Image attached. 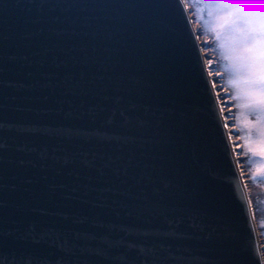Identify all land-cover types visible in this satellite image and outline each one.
I'll return each instance as SVG.
<instances>
[{
    "label": "water",
    "instance_id": "95a60500",
    "mask_svg": "<svg viewBox=\"0 0 264 264\" xmlns=\"http://www.w3.org/2000/svg\"><path fill=\"white\" fill-rule=\"evenodd\" d=\"M186 0H0V264H264Z\"/></svg>",
    "mask_w": 264,
    "mask_h": 264
},
{
    "label": "rangeland",
    "instance_id": "374dc122",
    "mask_svg": "<svg viewBox=\"0 0 264 264\" xmlns=\"http://www.w3.org/2000/svg\"><path fill=\"white\" fill-rule=\"evenodd\" d=\"M186 2L239 157L264 257V0ZM249 162L253 187L245 175Z\"/></svg>",
    "mask_w": 264,
    "mask_h": 264
},
{
    "label": "bare ground",
    "instance_id": "6f19581e",
    "mask_svg": "<svg viewBox=\"0 0 264 264\" xmlns=\"http://www.w3.org/2000/svg\"><path fill=\"white\" fill-rule=\"evenodd\" d=\"M197 40H198V38H197ZM198 43H200L199 40H198ZM200 45H201V44H199V46H200ZM203 59H204V56H203ZM204 63H205V59H204ZM208 76H209V75H208ZM209 78H210V81H211V83H212L213 89H214V91H215V87H214L213 80L211 79L210 76H209ZM216 98H217V96H216ZM219 107H220V106H219ZM220 109H221V108H220ZM221 111H222L223 118L225 119V117H224V112H223L222 109H221ZM225 127H226V129H227V134H228V136H229V141H230V144H231V147H232V150H233V154L235 155L236 153H235V150H234V147H233L231 131H230V129H229L228 122H227L226 120H225Z\"/></svg>",
    "mask_w": 264,
    "mask_h": 264
},
{
    "label": "trees",
    "instance_id": "16d2710c",
    "mask_svg": "<svg viewBox=\"0 0 264 264\" xmlns=\"http://www.w3.org/2000/svg\"><path fill=\"white\" fill-rule=\"evenodd\" d=\"M199 23V26H201V28H203L202 27V22H198ZM201 31V30H200ZM232 117H235V115L233 114V116ZM252 165H251V163L249 162L248 163V165H247V169L245 168V170L246 171H248L245 175L248 177L249 176V187H253V185H254V181L250 178L251 177V175H252V173H251V167ZM246 167V166H245ZM251 181V182H250ZM253 193V192H252Z\"/></svg>",
    "mask_w": 264,
    "mask_h": 264
},
{
    "label": "built area",
    "instance_id": "2783aa9c",
    "mask_svg": "<svg viewBox=\"0 0 264 264\" xmlns=\"http://www.w3.org/2000/svg\"><path fill=\"white\" fill-rule=\"evenodd\" d=\"M235 148V147H234ZM236 149V148H235ZM237 159H238V162H239V157H237V153L234 155ZM239 167H241L240 165H239Z\"/></svg>",
    "mask_w": 264,
    "mask_h": 264
}]
</instances>
